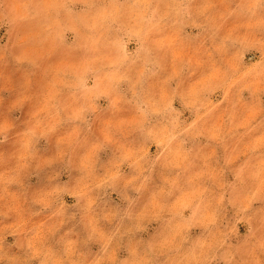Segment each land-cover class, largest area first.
Here are the masks:
<instances>
[{
    "label": "rangeland",
    "instance_id": "374dc122",
    "mask_svg": "<svg viewBox=\"0 0 264 264\" xmlns=\"http://www.w3.org/2000/svg\"><path fill=\"white\" fill-rule=\"evenodd\" d=\"M0 264H264V0H0Z\"/></svg>",
    "mask_w": 264,
    "mask_h": 264
}]
</instances>
